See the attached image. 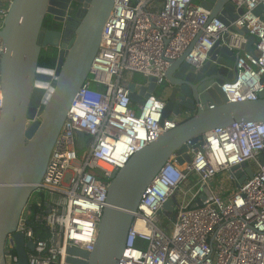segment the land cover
Returning a JSON list of instances; mask_svg holds the SVG:
<instances>
[{
  "label": "built area",
  "instance_id": "obj_1",
  "mask_svg": "<svg viewBox=\"0 0 264 264\" xmlns=\"http://www.w3.org/2000/svg\"><path fill=\"white\" fill-rule=\"evenodd\" d=\"M230 3L237 18L225 25L209 20L210 12L195 0H114L89 74L67 112L37 187L44 202L36 204L40 210L35 214L28 204L15 230L34 243V251L27 252L28 264H67L71 249L90 254L111 176L183 119H163L164 102L155 94L133 105L127 85L134 74L165 86L171 61L193 45L185 63L198 69L219 43L238 55L234 79L221 87L227 103L258 100L264 92V14L256 16L254 11L264 10V0ZM9 4L0 3V31ZM248 36L255 39L254 56L245 51ZM79 133L84 135V156L76 147ZM186 146L190 163L179 166L174 157L168 160L141 195L119 264H264V124L216 128L195 147L191 142ZM244 163L252 177L236 189L228 173ZM221 174H227L231 185L227 194L222 188L213 192L209 185ZM195 176L199 188L188 192L196 187ZM183 186L186 199L179 202L176 195ZM205 190L211 198L193 206ZM173 196L172 223L163 230L160 216H166L160 212ZM33 224L44 228L45 238L34 235ZM14 248L10 234L6 264L17 263Z\"/></svg>",
  "mask_w": 264,
  "mask_h": 264
},
{
  "label": "water",
  "instance_id": "obj_2",
  "mask_svg": "<svg viewBox=\"0 0 264 264\" xmlns=\"http://www.w3.org/2000/svg\"><path fill=\"white\" fill-rule=\"evenodd\" d=\"M70 1L80 6L81 17L74 19L71 11L75 13L76 9L69 11ZM195 1L210 12L209 20L216 18L228 25L237 18L230 0ZM113 2L11 0L8 6L0 31V264H6L4 249L10 234L18 258L16 264H28L27 252L34 251V243L25 241L23 234L15 230L42 180L67 112L89 74ZM254 14H264L263 8L258 7ZM46 15L64 25L63 29L45 30L42 24ZM72 18L77 24L73 29L67 23ZM261 19L264 21V15ZM238 32L248 35L246 30ZM254 42V37L248 36L245 51L250 56H254ZM192 46L170 62L160 97L164 102L163 119L184 118L174 129L135 153L111 176L93 251L87 254L68 250L67 264H119L132 214L144 190L168 160L174 157L179 166L189 164L191 157L186 143L195 147L197 140L210 130L240 122L264 124V92L254 102L227 103L221 90L235 77L237 53L216 43L208 53V60L195 69L185 63ZM49 48L57 50L55 67L41 68L40 53ZM157 88L152 78L139 87L132 82L127 85L133 105H142ZM77 136L76 147L82 150L84 135ZM259 162L263 163L261 156ZM228 175L239 189L246 178L252 177V170L244 163L232 168ZM210 198L205 190L193 206ZM175 203L173 196L160 213L172 220Z\"/></svg>",
  "mask_w": 264,
  "mask_h": 264
},
{
  "label": "rangeland",
  "instance_id": "obj_3",
  "mask_svg": "<svg viewBox=\"0 0 264 264\" xmlns=\"http://www.w3.org/2000/svg\"><path fill=\"white\" fill-rule=\"evenodd\" d=\"M235 53H237V52H235ZM146 80H147V78L145 76H143L141 74H134L131 82L134 83L135 85H137V87H139L142 84H144L146 82ZM165 86L158 87L156 89V91L154 92V94L157 97H161ZM78 154H79V156H84L86 154V148H83L82 150H78ZM196 180H197V178L195 176L192 179V184L196 187L195 188L192 187L191 190L188 192H195V189L199 188L198 185H195ZM209 185H210V188L212 189L213 192L216 190H219L221 188H222L221 190H223V194H227L228 192H230L229 186H231V185L229 184L227 174L217 175L216 177H214V179L210 182ZM227 189H229V190H227ZM185 191H186V187L183 186L181 191H179L177 193L176 197L178 198L179 202H181L182 199H186V195L184 194ZM189 196H190V193L187 195V197H189ZM40 201H41V198L39 197V195L36 192H34L31 195L28 204H37ZM171 223H172V221L167 217H163V214L160 216V226H161V228H163V230H166V228L169 227V225H171Z\"/></svg>",
  "mask_w": 264,
  "mask_h": 264
},
{
  "label": "trees",
  "instance_id": "obj_4",
  "mask_svg": "<svg viewBox=\"0 0 264 264\" xmlns=\"http://www.w3.org/2000/svg\"><path fill=\"white\" fill-rule=\"evenodd\" d=\"M57 60V50L52 49L50 52H44L42 51L40 53L39 59H38V66L45 69H53L55 67ZM39 195V194H38ZM41 198V201L39 203L43 204L44 199L41 195H39ZM40 209L37 208L36 204H32V213H38ZM34 235L39 238L43 239L45 238L46 231L44 228L40 225L33 224L32 225Z\"/></svg>",
  "mask_w": 264,
  "mask_h": 264
},
{
  "label": "flooded vegetation",
  "instance_id": "obj_5",
  "mask_svg": "<svg viewBox=\"0 0 264 264\" xmlns=\"http://www.w3.org/2000/svg\"><path fill=\"white\" fill-rule=\"evenodd\" d=\"M79 7L80 6L77 3L73 2V1H70L69 4H68L69 11H71L72 9H76L75 13H73V11H71L72 16L74 17V19H77V18L81 17V11L78 10ZM74 19L72 18V19H70L67 22L68 23V27H70L71 29L75 28L76 25H77L76 21ZM42 27L45 30L58 32V31H61L63 29L64 25L53 21V18L50 15H46L45 18H44ZM51 50H52L51 48L46 49V52H50Z\"/></svg>",
  "mask_w": 264,
  "mask_h": 264
},
{
  "label": "crops",
  "instance_id": "obj_6",
  "mask_svg": "<svg viewBox=\"0 0 264 264\" xmlns=\"http://www.w3.org/2000/svg\"><path fill=\"white\" fill-rule=\"evenodd\" d=\"M10 1H11V0H0V3H3V4H9ZM131 80H132V78H131ZM183 116L188 117L189 115L185 114V115H183Z\"/></svg>",
  "mask_w": 264,
  "mask_h": 264
}]
</instances>
